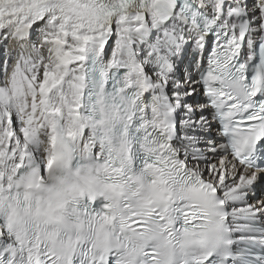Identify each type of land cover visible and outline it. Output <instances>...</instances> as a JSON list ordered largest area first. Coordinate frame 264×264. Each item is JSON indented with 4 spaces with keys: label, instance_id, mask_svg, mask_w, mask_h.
Listing matches in <instances>:
<instances>
[{
    "label": "snow or ice",
    "instance_id": "snow-or-ice-1",
    "mask_svg": "<svg viewBox=\"0 0 264 264\" xmlns=\"http://www.w3.org/2000/svg\"><path fill=\"white\" fill-rule=\"evenodd\" d=\"M0 264H264V0H0Z\"/></svg>",
    "mask_w": 264,
    "mask_h": 264
}]
</instances>
